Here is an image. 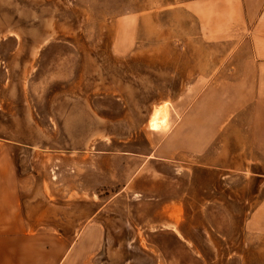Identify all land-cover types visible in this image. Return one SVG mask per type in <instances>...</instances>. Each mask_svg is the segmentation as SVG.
<instances>
[{"label": "rangeland", "instance_id": "1", "mask_svg": "<svg viewBox=\"0 0 264 264\" xmlns=\"http://www.w3.org/2000/svg\"><path fill=\"white\" fill-rule=\"evenodd\" d=\"M254 10L264 4L0 0V141L23 197L101 203L137 225L113 264H264L259 168L227 169L219 147L226 82L247 72L237 45L264 29ZM162 105L168 121L151 130Z\"/></svg>", "mask_w": 264, "mask_h": 264}, {"label": "crops", "instance_id": "2", "mask_svg": "<svg viewBox=\"0 0 264 264\" xmlns=\"http://www.w3.org/2000/svg\"><path fill=\"white\" fill-rule=\"evenodd\" d=\"M243 2L264 4V0ZM251 14L254 21L264 19V12L254 10ZM242 30L239 28V32ZM247 36L240 39L237 45L247 72L229 76L226 82L237 85V88L233 89L235 94L232 99H229L230 88L227 89L228 98L222 99L225 112L222 115L223 135L219 147H222L220 154L223 159L232 155L227 166L229 170H251L252 165L258 166L259 169L251 173L262 177V185L264 29L254 28L253 34L248 33ZM253 94L258 96L254 102L251 98ZM165 125L150 129L158 130ZM212 140L213 128L211 132L207 127L205 149H209ZM231 148L237 151L230 153ZM209 154L212 152H206L207 158ZM7 162L3 139L0 141V264H113V244H130L138 238L137 225L131 224L127 218L114 224L113 216L108 219L101 203L62 202L38 206L37 200L34 202L23 197L25 194L19 186V176ZM56 190H62V195L69 194L68 190L64 193L63 188ZM49 191L44 189L43 192L46 194ZM254 206L253 227L264 232V197ZM110 212L113 213V204ZM123 230L129 235L121 236L119 232ZM118 264H130V259L126 257Z\"/></svg>", "mask_w": 264, "mask_h": 264}, {"label": "bare ground", "instance_id": "3", "mask_svg": "<svg viewBox=\"0 0 264 264\" xmlns=\"http://www.w3.org/2000/svg\"><path fill=\"white\" fill-rule=\"evenodd\" d=\"M147 121L149 127H159L165 125L168 119L167 109L164 105L154 107Z\"/></svg>", "mask_w": 264, "mask_h": 264}]
</instances>
